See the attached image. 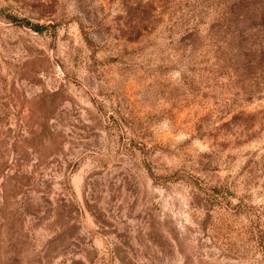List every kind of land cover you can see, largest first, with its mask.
I'll return each mask as SVG.
<instances>
[{
  "label": "rangeland",
  "instance_id": "obj_1",
  "mask_svg": "<svg viewBox=\"0 0 264 264\" xmlns=\"http://www.w3.org/2000/svg\"><path fill=\"white\" fill-rule=\"evenodd\" d=\"M0 264H264V0H0Z\"/></svg>",
  "mask_w": 264,
  "mask_h": 264
},
{
  "label": "trees",
  "instance_id": "obj_2",
  "mask_svg": "<svg viewBox=\"0 0 264 264\" xmlns=\"http://www.w3.org/2000/svg\"><path fill=\"white\" fill-rule=\"evenodd\" d=\"M11 21L16 22L18 24H22L28 27L33 28L35 31H41V29L43 28V25H39V24H35V23H31L29 22V20L24 19V18H19L17 16H10Z\"/></svg>",
  "mask_w": 264,
  "mask_h": 264
}]
</instances>
